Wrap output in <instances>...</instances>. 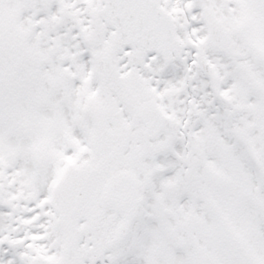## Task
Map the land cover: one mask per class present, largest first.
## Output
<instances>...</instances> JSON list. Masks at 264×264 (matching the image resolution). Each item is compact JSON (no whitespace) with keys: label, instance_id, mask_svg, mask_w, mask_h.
<instances>
[{"label":"snow or ice","instance_id":"6c2138e0","mask_svg":"<svg viewBox=\"0 0 264 264\" xmlns=\"http://www.w3.org/2000/svg\"><path fill=\"white\" fill-rule=\"evenodd\" d=\"M0 264H264V0H0Z\"/></svg>","mask_w":264,"mask_h":264}]
</instances>
